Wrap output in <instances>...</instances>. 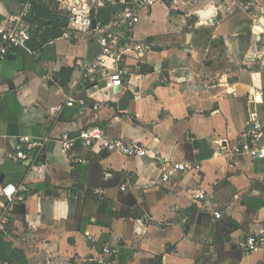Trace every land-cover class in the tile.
Returning a JSON list of instances; mask_svg holds the SVG:
<instances>
[{
    "label": "crops",
    "instance_id": "1",
    "mask_svg": "<svg viewBox=\"0 0 264 264\" xmlns=\"http://www.w3.org/2000/svg\"><path fill=\"white\" fill-rule=\"evenodd\" d=\"M26 1L0 0V30ZM248 2L163 1L143 11L133 37L151 47L128 60L140 64L131 84H83L74 61L97 53L94 34L39 49L28 43L7 56L0 64V215L9 222L0 231V258L264 264V159L216 155L249 123L264 127V0L246 12ZM48 5L51 14L67 15L54 0ZM89 127L106 141L146 147V156L106 153L79 139L62 150V135L78 138ZM19 137L42 146L15 163L7 154ZM153 156L197 168L162 182ZM6 185L25 191L6 201ZM249 235L260 242L251 253L243 248ZM104 248L115 257H104Z\"/></svg>",
    "mask_w": 264,
    "mask_h": 264
},
{
    "label": "built area",
    "instance_id": "2",
    "mask_svg": "<svg viewBox=\"0 0 264 264\" xmlns=\"http://www.w3.org/2000/svg\"><path fill=\"white\" fill-rule=\"evenodd\" d=\"M47 0H27L23 4L22 12L13 17V24L6 29L0 30V64L14 51L25 50L39 29V25L32 19L34 5L45 3ZM59 6L66 7L67 26L61 35V39L69 41L71 38L79 39L83 36L95 35L97 53L90 59H75L74 66L81 72L83 84L98 88L100 84L116 86L122 83L131 84L140 74L139 62L129 66L128 60L136 58L140 60L150 49L148 42L137 41L133 37V31L139 23L143 11L150 10L155 4L169 1L176 4L178 0H54ZM253 7V0L243 7L249 12ZM110 10V20L99 25L93 17L99 9ZM73 100L69 99L67 105L73 106ZM76 139L88 144H98L101 151L117 153L126 158H142L146 156L147 149L142 145L127 144L119 140L106 141L102 137V131L98 127H89L82 130L78 138H70L64 134L60 138L63 151L68 150ZM42 146L41 142L33 141L27 137H19L8 152L7 158L12 162H26L34 151ZM218 157L224 156L234 159L247 156L252 160L264 159V127L257 122L249 123L233 147L220 146L216 150ZM76 163L83 161L77 159ZM153 162L159 168L161 181L168 182L173 174H185L193 172L197 166L192 164H180L153 156ZM18 189L23 192L24 187L6 185L1 189V195L6 201H12ZM124 188H122L123 190ZM197 199L205 200L203 192H198ZM219 218L220 214H214ZM8 217L0 215V231H4L8 225ZM260 242L255 236L249 235L243 242L245 252L251 253L259 249ZM103 256L107 259L116 255V250L104 248ZM0 264H11L0 258Z\"/></svg>",
    "mask_w": 264,
    "mask_h": 264
},
{
    "label": "trees",
    "instance_id": "3",
    "mask_svg": "<svg viewBox=\"0 0 264 264\" xmlns=\"http://www.w3.org/2000/svg\"><path fill=\"white\" fill-rule=\"evenodd\" d=\"M45 4L46 2L37 4L34 5L33 8L32 19L38 23L39 29L33 40L29 43L31 44L34 42L36 45L35 49H39L43 44L61 37L63 30H65L68 23L67 15H53L49 9L50 5L46 7ZM91 16L96 24L104 25L110 20V10L106 8L99 9L95 16L93 14H91ZM86 264L103 263L99 261H89Z\"/></svg>",
    "mask_w": 264,
    "mask_h": 264
},
{
    "label": "water",
    "instance_id": "4",
    "mask_svg": "<svg viewBox=\"0 0 264 264\" xmlns=\"http://www.w3.org/2000/svg\"><path fill=\"white\" fill-rule=\"evenodd\" d=\"M208 14H210L209 11L204 13V14H202L201 16H207ZM92 28L93 29L95 28V22L92 23ZM55 80H56L55 77L51 78V82H55Z\"/></svg>",
    "mask_w": 264,
    "mask_h": 264
},
{
    "label": "rangeland",
    "instance_id": "5",
    "mask_svg": "<svg viewBox=\"0 0 264 264\" xmlns=\"http://www.w3.org/2000/svg\"><path fill=\"white\" fill-rule=\"evenodd\" d=\"M155 6H156V5H155ZM157 7H159V8H160V6H157ZM157 7H156V8H157ZM193 7H194V5H193V3H192V6H191V7H188V8L191 10ZM180 15H182V14H180ZM185 30L187 31V29H185ZM185 30H183V34H184V33H186V31H185Z\"/></svg>",
    "mask_w": 264,
    "mask_h": 264
}]
</instances>
